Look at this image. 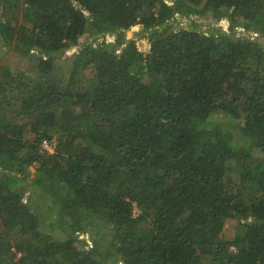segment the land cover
Instances as JSON below:
<instances>
[{"label": "trees", "instance_id": "1", "mask_svg": "<svg viewBox=\"0 0 264 264\" xmlns=\"http://www.w3.org/2000/svg\"><path fill=\"white\" fill-rule=\"evenodd\" d=\"M209 2L226 30L179 22ZM239 28L264 35V0H0L28 61L0 65V264H264V44ZM17 177L64 196L49 223Z\"/></svg>", "mask_w": 264, "mask_h": 264}, {"label": "rangeland", "instance_id": "2", "mask_svg": "<svg viewBox=\"0 0 264 264\" xmlns=\"http://www.w3.org/2000/svg\"><path fill=\"white\" fill-rule=\"evenodd\" d=\"M203 7L204 8H202V14L194 15L188 19L183 17L179 22L189 27L194 24L196 28H201L202 30H207V28L212 25L221 26L225 30L228 28V22L225 18H223L225 13L222 8H216L214 2L206 3ZM140 28L141 27L139 25H136L132 29H130V35L128 38H133L136 42L137 49L141 52H145L149 47L147 41V33L140 30ZM239 33L258 39L259 41H261V43L264 44V35H261L259 32L254 33L239 28ZM82 39H84V37H82L81 40ZM110 39L111 38H109L108 40ZM71 53V51L65 52L61 54V57H70ZM2 64H9L15 73L20 74V67L26 71L25 65L28 64V61L26 59H19L14 54H12L11 50H7L5 46L2 45V42L0 40V65ZM61 70L63 71L64 69ZM83 75L86 78L90 79L94 75V69L92 67H89L88 70L83 72ZM216 119L221 123V126H225L224 117L217 116ZM24 127V125L21 126V128ZM238 141L240 140H238V137L236 133H234V130L232 128H228L225 134L226 145L229 147H235V144ZM47 149H51V146L49 144ZM251 151L254 154L257 153L258 147L256 144L253 145ZM29 171L33 172V168L30 167ZM28 180L29 178H27L25 181ZM11 187L18 191L24 192L25 204L31 210L36 211L40 217L41 222H44L45 224L50 222L52 217L51 213L53 214L54 212L53 209H49V205L58 207L63 203L64 196L59 192V190L56 189V186H47V188H45L42 192H38L37 190H35V192L31 193L26 189V182L20 180L19 177H17L16 179L12 180ZM235 223V220H227L225 222L222 230V236L225 239H231L233 237L235 231ZM59 231H61L63 234H66L67 227L65 225L61 226L59 228ZM58 238L60 237L58 236Z\"/></svg>", "mask_w": 264, "mask_h": 264}, {"label": "built area", "instance_id": "3", "mask_svg": "<svg viewBox=\"0 0 264 264\" xmlns=\"http://www.w3.org/2000/svg\"><path fill=\"white\" fill-rule=\"evenodd\" d=\"M43 147H44V148H48V145H47V143H46L45 141L43 142ZM133 211H134V215H135L136 212H137V210L134 209Z\"/></svg>", "mask_w": 264, "mask_h": 264}, {"label": "water", "instance_id": "4", "mask_svg": "<svg viewBox=\"0 0 264 264\" xmlns=\"http://www.w3.org/2000/svg\"><path fill=\"white\" fill-rule=\"evenodd\" d=\"M129 35H130V33H129V31L127 32V38L129 37Z\"/></svg>", "mask_w": 264, "mask_h": 264}]
</instances>
